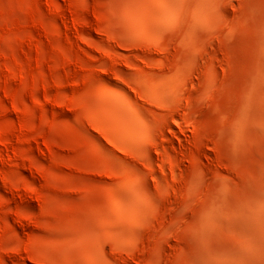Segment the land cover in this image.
Instances as JSON below:
<instances>
[{
  "label": "rangeland",
  "instance_id": "374dc122",
  "mask_svg": "<svg viewBox=\"0 0 264 264\" xmlns=\"http://www.w3.org/2000/svg\"><path fill=\"white\" fill-rule=\"evenodd\" d=\"M175 1L0 0V264H264V0Z\"/></svg>",
  "mask_w": 264,
  "mask_h": 264
},
{
  "label": "bare ground",
  "instance_id": "6f19581e",
  "mask_svg": "<svg viewBox=\"0 0 264 264\" xmlns=\"http://www.w3.org/2000/svg\"><path fill=\"white\" fill-rule=\"evenodd\" d=\"M140 1H142V0H140ZM161 2L165 8L157 7V5L154 3L148 4L147 5L148 8H146L147 9L146 14H148L150 17H153L155 20H157L159 22L151 21L147 17H143V19L139 20V22H138V32L139 33H142L143 35H146V36H152L153 37V34L159 33L161 31L162 25L171 24V23H167L169 20H172L173 18L180 19V15H179L180 13H177L175 10V7H176V1L175 0H161ZM109 94L110 93L108 91L102 92V95L104 96V98L110 97ZM119 108H123L125 110H130L132 114H134L138 117L137 112H136V108L130 109L125 105H122V104L119 105L116 101L109 103V104H107V103L103 104V110H104V116H105L104 118H105V123H106L103 127V131L112 137L111 142L113 144H115V142H116L115 136L119 137V139H121V140H125L127 137L126 130L112 131L113 120L117 121V120H119V117L121 116ZM131 127H130V129H131ZM132 129H133V127H132ZM127 132H129V131H127ZM114 202H115L116 208L118 210L123 209V204H124L123 198H119V196H117L114 198Z\"/></svg>",
  "mask_w": 264,
  "mask_h": 264
}]
</instances>
